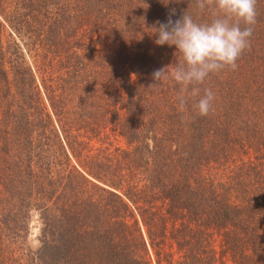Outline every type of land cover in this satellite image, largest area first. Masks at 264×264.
<instances>
[{"label":"trees","instance_id":"1","mask_svg":"<svg viewBox=\"0 0 264 264\" xmlns=\"http://www.w3.org/2000/svg\"><path fill=\"white\" fill-rule=\"evenodd\" d=\"M173 9L212 19L0 0V264H264V0L238 67L198 86L207 116L152 86L182 59L154 42Z\"/></svg>","mask_w":264,"mask_h":264},{"label":"clouds","instance_id":"2","mask_svg":"<svg viewBox=\"0 0 264 264\" xmlns=\"http://www.w3.org/2000/svg\"><path fill=\"white\" fill-rule=\"evenodd\" d=\"M196 7L201 12H210L211 21L198 23L188 10L173 20V9L166 23L157 22L155 44L175 46L182 59L175 67L155 70L152 86L174 80L180 85L178 111L185 113L188 100L199 97L193 108L199 115L207 116L215 94L206 88L201 95L198 86L210 74L238 67L237 60L250 46L253 26L257 23V0H196ZM241 24L245 26L242 28ZM185 119L182 116V121Z\"/></svg>","mask_w":264,"mask_h":264}]
</instances>
